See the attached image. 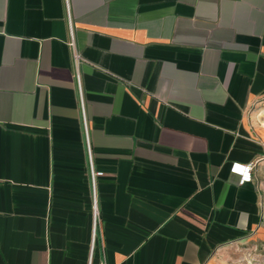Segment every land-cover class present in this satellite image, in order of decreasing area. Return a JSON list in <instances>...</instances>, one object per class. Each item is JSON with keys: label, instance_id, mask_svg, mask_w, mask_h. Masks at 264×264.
<instances>
[{"label": "crops", "instance_id": "1", "mask_svg": "<svg viewBox=\"0 0 264 264\" xmlns=\"http://www.w3.org/2000/svg\"><path fill=\"white\" fill-rule=\"evenodd\" d=\"M260 99L264 0H0V264H231Z\"/></svg>", "mask_w": 264, "mask_h": 264}, {"label": "rangeland", "instance_id": "2", "mask_svg": "<svg viewBox=\"0 0 264 264\" xmlns=\"http://www.w3.org/2000/svg\"><path fill=\"white\" fill-rule=\"evenodd\" d=\"M264 99H260L249 107L250 120L257 129H264ZM230 254L231 264H264V241H247Z\"/></svg>", "mask_w": 264, "mask_h": 264}, {"label": "built area", "instance_id": "3", "mask_svg": "<svg viewBox=\"0 0 264 264\" xmlns=\"http://www.w3.org/2000/svg\"><path fill=\"white\" fill-rule=\"evenodd\" d=\"M251 168H252V165H249L248 167H246L244 171H243V169L238 168V167H233L232 169H233V171L238 172V173H240V174L245 173V174L248 175V171H249ZM246 179L248 180L249 177H248V176H247V177L244 176V180H246ZM243 182H244V181H243Z\"/></svg>", "mask_w": 264, "mask_h": 264}, {"label": "bare ground", "instance_id": "4", "mask_svg": "<svg viewBox=\"0 0 264 264\" xmlns=\"http://www.w3.org/2000/svg\"><path fill=\"white\" fill-rule=\"evenodd\" d=\"M261 116L264 117V111L261 112Z\"/></svg>", "mask_w": 264, "mask_h": 264}]
</instances>
